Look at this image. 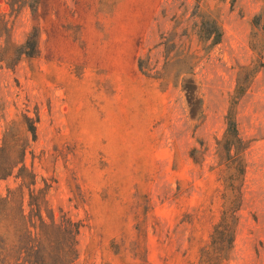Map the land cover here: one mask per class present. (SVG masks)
I'll return each instance as SVG.
<instances>
[{
    "label": "rangeland",
    "instance_id": "rangeland-1",
    "mask_svg": "<svg viewBox=\"0 0 264 264\" xmlns=\"http://www.w3.org/2000/svg\"><path fill=\"white\" fill-rule=\"evenodd\" d=\"M258 15L264 0H40L16 12L0 0L12 44L39 32L36 57L15 69L0 64V145L28 146L25 163L55 217L82 223L75 264H199L224 210L217 141L238 82L246 173L234 249L222 264H264ZM214 21L219 43L192 35ZM5 42L0 36V54ZM140 60L163 78L144 75ZM25 117L36 121L35 140ZM18 183L0 181V197Z\"/></svg>",
    "mask_w": 264,
    "mask_h": 264
},
{
    "label": "trees",
    "instance_id": "trees-1",
    "mask_svg": "<svg viewBox=\"0 0 264 264\" xmlns=\"http://www.w3.org/2000/svg\"><path fill=\"white\" fill-rule=\"evenodd\" d=\"M40 0H7L12 12L22 5L34 9ZM117 0H100L102 5L113 7ZM4 19V18H3ZM0 25V36L6 37L0 64L15 69L24 58H34L39 53V32L34 28L21 45L11 43V29L4 20ZM212 31L198 25L192 35L205 42L214 36V44L220 42L222 32L216 21ZM255 27H264V16L254 18ZM192 58L196 53L190 54ZM181 57V55H180ZM179 59V55L177 57ZM168 62L172 58L166 57ZM139 70L146 76L162 79L160 73L151 75V69L138 62ZM244 84L238 82L231 108L226 117V131L217 141V159L224 166L226 194L220 221L215 225L209 245L200 250L199 264H222L232 255L239 224V211L243 204V181L246 173L244 152L246 144L240 137L235 118L234 101L244 91ZM30 122L27 131L33 139L37 137L36 121ZM28 146L4 141L0 145V181L15 177L16 188H8L0 197V264H75L78 260V243L83 228L81 222L66 214L55 217L49 206L47 189L38 188L36 175L25 163ZM197 151H194V153ZM193 157V155H192ZM195 160V157H193ZM197 162V160H196Z\"/></svg>",
    "mask_w": 264,
    "mask_h": 264
}]
</instances>
